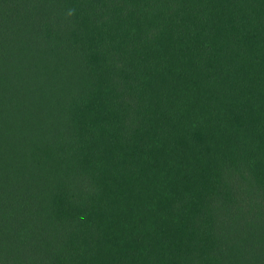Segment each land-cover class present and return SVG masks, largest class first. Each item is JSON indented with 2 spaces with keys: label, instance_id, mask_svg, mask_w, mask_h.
Returning <instances> with one entry per match:
<instances>
[{
  "label": "trees",
  "instance_id": "trees-1",
  "mask_svg": "<svg viewBox=\"0 0 264 264\" xmlns=\"http://www.w3.org/2000/svg\"><path fill=\"white\" fill-rule=\"evenodd\" d=\"M0 264H264V0H0Z\"/></svg>",
  "mask_w": 264,
  "mask_h": 264
},
{
  "label": "clouds",
  "instance_id": "clouds-1",
  "mask_svg": "<svg viewBox=\"0 0 264 264\" xmlns=\"http://www.w3.org/2000/svg\"><path fill=\"white\" fill-rule=\"evenodd\" d=\"M69 14L71 15L72 13L70 12Z\"/></svg>",
  "mask_w": 264,
  "mask_h": 264
}]
</instances>
